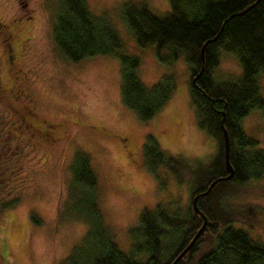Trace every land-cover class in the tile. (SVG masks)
<instances>
[{
	"label": "rangeland",
	"instance_id": "obj_1",
	"mask_svg": "<svg viewBox=\"0 0 264 264\" xmlns=\"http://www.w3.org/2000/svg\"><path fill=\"white\" fill-rule=\"evenodd\" d=\"M55 2L0 0V264H64L80 241L86 227L73 217L69 201V169L75 152L89 157L105 227L118 249L129 254V232L137 227L143 211L157 206L183 211L189 205L188 180L177 183L164 169L145 168L146 138L190 169L204 167L216 150L212 137L196 125L189 65L183 58L167 63L171 56L166 50L158 58L154 44L138 47L121 19L126 3L145 4L163 15L169 11V0H85L93 15L114 27L121 53L139 60L137 75L147 87L165 76L172 78L171 98L144 122L121 102L116 57L70 62L60 55L51 37ZM2 30L10 36H1ZM6 39L14 64L8 62ZM240 73L236 56L220 50L211 72L214 81ZM257 86L264 99V74L258 75ZM27 112L55 125L56 142L30 134L37 121L27 124ZM240 128L264 148L260 110H251ZM251 185L264 186V173ZM259 205L264 210V201ZM235 226L264 243V226L258 230Z\"/></svg>",
	"mask_w": 264,
	"mask_h": 264
},
{
	"label": "trees",
	"instance_id": "obj_2",
	"mask_svg": "<svg viewBox=\"0 0 264 264\" xmlns=\"http://www.w3.org/2000/svg\"><path fill=\"white\" fill-rule=\"evenodd\" d=\"M52 17V42L65 60L118 59L121 102L139 121L152 118L171 98L172 78L165 76L147 87L137 75L139 60L121 53L114 27L93 15L85 0H56ZM121 19L138 47L154 44L158 58L166 50L171 56L167 63L183 58L189 65L196 125L212 137L216 150L204 167L190 169L183 160L167 156L154 139L146 138L145 168L150 172L164 169L177 183L188 180L189 205L183 211L161 206L143 211L137 227L129 232V254L118 249L105 227L89 157L75 152L69 169V201L73 217L86 231L64 264H170L201 227L203 217L207 220L203 232L176 264H264V243L235 226L249 230L264 226V210L259 205L264 201V186L251 185L264 173V148L240 128L241 120L253 109L264 118V99L257 86L258 75L264 74V0H169V11L163 15L154 14L145 4L126 3ZM220 50L236 56L241 67L238 77L214 81L211 72ZM222 126L229 139L233 176L197 198L199 215L192 209L193 197L227 175Z\"/></svg>",
	"mask_w": 264,
	"mask_h": 264
},
{
	"label": "water",
	"instance_id": "obj_3",
	"mask_svg": "<svg viewBox=\"0 0 264 264\" xmlns=\"http://www.w3.org/2000/svg\"><path fill=\"white\" fill-rule=\"evenodd\" d=\"M223 117H224V115H222L221 125L223 122ZM222 135H223L224 164H225V169L227 171V175L223 178H219V179L214 180L213 182L210 183V185L208 186V188L205 192L193 197V199L191 201L192 209L199 215H200V212L198 211L197 206H196L197 198L199 196H205L210 191V189L212 188V186L215 183H217L219 181L229 180L233 176V170H232L231 165L229 163V139H228L227 131L224 129L223 126H222ZM206 223H207V220L205 217H203V223H202L201 227L195 233V235L190 240V242L178 253V255L174 258V260L170 264H176L189 251V249L192 247V245L194 244L196 239L203 232V230L206 226Z\"/></svg>",
	"mask_w": 264,
	"mask_h": 264
},
{
	"label": "flooded vegetation",
	"instance_id": "obj_4",
	"mask_svg": "<svg viewBox=\"0 0 264 264\" xmlns=\"http://www.w3.org/2000/svg\"><path fill=\"white\" fill-rule=\"evenodd\" d=\"M3 37L6 36V33L2 30V35ZM7 36H10V33H7ZM6 36V37H7ZM9 40L10 39H6V45H5V49L7 51V56H8V62L9 64H14L15 62V55L14 53H10L9 51L12 52V48H11V44L9 43ZM4 42V40H3ZM18 95V93H17ZM27 114L29 115L27 120H28V123L27 124H30L31 123V120L34 119V121L36 120L37 121V125H32V128H29L30 130V134L33 135V136H36L38 137L39 139L43 140L44 142H50V143H54L56 142V130L57 128L55 127V125L53 123H48L47 121L45 120H37L35 117H34V113L31 112H27ZM123 145L126 147L128 144L127 142L125 141L123 143ZM121 145V146H123Z\"/></svg>",
	"mask_w": 264,
	"mask_h": 264
}]
</instances>
